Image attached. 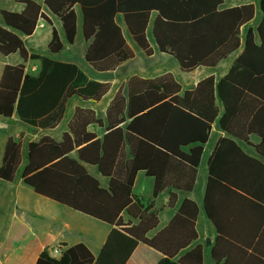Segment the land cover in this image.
I'll use <instances>...</instances> for the list:
<instances>
[{
	"label": "trees",
	"instance_id": "obj_1",
	"mask_svg": "<svg viewBox=\"0 0 264 264\" xmlns=\"http://www.w3.org/2000/svg\"><path fill=\"white\" fill-rule=\"evenodd\" d=\"M16 1L25 5L22 12L0 13V54H19L22 62L2 71L0 117L17 115L31 127L46 120L52 124V115L70 94L98 101L110 89L109 83L89 80L77 64L53 57L65 43L75 44L80 19L88 43L85 60L99 73L135 57L123 26L148 57L154 54L153 43L186 73L215 68L237 54L221 79L211 75L185 91L170 74L132 78L128 95L117 94L108 109L101 136L88 129L103 127V120L92 110L77 108L61 141L45 135L29 144L24 184L113 227L97 257L79 244L57 257L46 249L36 264H127L140 243L163 255L158 264H203V246L189 249L198 240L197 203L185 199L171 224L149 238L159 224L155 201L137 196L134 185L145 172L155 179L154 198L167 188L192 192L215 123L226 135L209 162L204 202L218 230L212 257L217 264H264V0H258L261 20L256 28L250 26L256 14L250 0H232L240 2L233 6L225 0ZM49 15L61 24V32L53 27L52 56L30 55L23 37L32 36L41 20L53 26ZM30 58L41 62L35 75L26 72ZM252 136L259 138L253 147L260 157L241 146ZM21 162V138L10 137L0 179L13 182ZM88 166L108 178V185ZM176 202L174 194L170 205ZM124 212L138 222L125 223Z\"/></svg>",
	"mask_w": 264,
	"mask_h": 264
},
{
	"label": "crops",
	"instance_id": "obj_2",
	"mask_svg": "<svg viewBox=\"0 0 264 264\" xmlns=\"http://www.w3.org/2000/svg\"><path fill=\"white\" fill-rule=\"evenodd\" d=\"M233 4L234 3H232V6ZM24 8L25 5L19 1L0 0V13L4 10L11 12H22ZM49 17L53 21V26L41 20L32 36L23 37L26 47L27 41L31 40L32 42L33 47L31 49L27 47L30 55H48L42 54L40 51H42L41 49H43V51H49L48 47L52 39L53 27L61 32V24L59 20L50 15ZM79 22L81 27V19ZM0 25H4L1 15ZM84 42L85 59L88 43L86 40ZM68 45L72 47L74 44ZM129 45L134 50L132 44L129 43ZM153 48L154 54L150 57L155 55L156 50L155 47ZM17 55L18 54L4 56L0 54V78L5 65H17L22 62L21 57L20 61H13V57L16 58L15 56ZM145 56L147 55L145 54ZM135 57L119 66L116 70L105 73H99L95 71L85 60L89 72L93 75H96L97 78H92V76L77 63L75 58L67 60L60 59L61 61L77 64L89 80L109 83L110 89L107 94L98 101L84 100L72 94H70L72 97L68 95L63 101L62 106L56 110L54 115H52L51 118H54V122L52 124H50V122L48 123L46 120L38 127H31L24 124L17 115H14L11 119L0 117V134H3L2 139H0V150H2L0 153V167L2 164L7 140L10 137L21 138L22 143V162L19 167V169L22 168V170L19 172V174H17V171L13 182H4L0 179V185L4 183L10 185L11 192L9 195L13 201V207L8 209H0V264H36L40 254L46 249L49 250L52 256L57 257L60 256L62 251L65 249L79 244L86 245L92 254L97 257L106 243L109 234L113 230L111 225L86 216L48 198L42 197L36 194L33 189L24 184L22 172L27 164L28 146L31 142L39 141L45 135H49L55 140L61 141L63 134L69 131V124L72 121L77 108L92 110L95 112L98 118L103 120V127H99L98 125L94 124L88 129L91 132H95L99 136L103 135L107 126L106 118L108 109L111 107L112 102L114 101L117 94H121L125 97L128 95L129 82L134 77L141 79H153L170 74L182 86V91H185L188 89H193L201 80L207 78L208 76L214 75L216 79H221L231 67L230 66L229 69L222 75H219L218 72L223 61L220 62L215 68L200 67L190 73L182 72L180 70L182 73L187 74L180 76V78L175 76L177 75V72L173 70L171 66H166L168 65V62H163L160 64L156 63L146 68L142 67L139 70L128 72V70L125 68H127L128 64L131 63ZM40 66V60L30 58L26 62V72L31 75H35L38 73ZM204 69H210L213 71H205L201 73ZM68 97L75 100V103H72L71 105L68 104L71 115H66L68 111L66 106ZM225 135L226 133L220 129L218 123H215L210 134V139L205 145L196 186L192 192L185 193L172 188H167L156 198H154L155 179L147 176L145 172H140L137 175L134 185V193L137 196L155 201L154 211L157 213L159 224L156 229L148 233L149 238H154L159 232L171 224L185 199L188 198L197 203L199 207V215L196 222L198 240L189 249L195 247L196 245L203 246V264H205L207 257L212 260V264H217L212 257V248L216 243L218 230L216 225L208 217L204 202L209 179V162L214 155L219 141ZM258 143L259 138L252 136L249 144H241V146L251 156L260 157L258 154H256L253 147ZM189 149L190 147L186 148L185 150L189 151ZM90 167L93 166H88L90 173L99 179L103 186H107L109 179L102 176L96 167L95 168L99 174L92 172ZM99 175L106 180L102 181ZM23 190H29L27 191V197H25ZM174 194L177 197V202L175 206H171L170 198ZM123 219L125 223H129L130 221L133 223L138 222L127 212L123 213ZM208 222L211 225H207ZM201 224L206 226V228L204 227L203 232L200 231ZM55 251L58 253H55ZM186 251L181 252L180 255H183ZM162 258L163 255L160 252L144 243H140L128 260L127 264H158Z\"/></svg>",
	"mask_w": 264,
	"mask_h": 264
},
{
	"label": "rangeland",
	"instance_id": "obj_3",
	"mask_svg": "<svg viewBox=\"0 0 264 264\" xmlns=\"http://www.w3.org/2000/svg\"><path fill=\"white\" fill-rule=\"evenodd\" d=\"M250 1H253L255 3V5H256L255 18H254V21L251 23L250 26L256 28L258 23L261 20L260 6H259V3H258V0H250ZM232 3H234L233 5H237L240 2L232 1V0H225V5L226 6H232ZM123 28H124V32H125L126 38L129 41V43L132 44V46L134 48V51H135V54H136L135 59L131 63L128 64L127 68H125V69L128 70V72L129 71L139 70L142 67L146 68V67L154 65L156 63L160 64V63H163V62H168V65H166V66L167 67L171 66V68L177 72V75H175L177 78H180V76H183V75H187V74H184V73H182L180 71L177 62L172 57L164 55V54H161L157 50V47L155 46V44H153V43H152V45H153V47H155V50H156L155 55L153 57L145 56V54L134 44V42L131 39V37L129 36L126 28L124 26H123ZM246 29L247 28H244L242 30V37H244ZM149 35H150V38H151V30H149ZM84 41L85 40L83 39L82 32H81V27H80L79 31H78V36H77L75 44L71 47L67 43H65V48H64L63 52L58 54V55H53V57L58 59V60H60V59L61 60H67V59L75 58L77 63L79 65H81L82 68L85 71H87L92 76V78H95V77L97 78L96 75H93L92 73L89 72V69L86 66V62H85V59H84V51H85V44H84L85 42ZM27 47L30 48V49L33 47L31 40L27 41ZM41 50L42 51H40V52L42 54L51 55L49 51H47V50L43 51V49H41ZM236 56H237V54L232 55L228 59L224 60L221 63V68H220V70L218 72L219 75L224 74L229 69V67L232 65L234 59L236 58ZM15 57L16 58L13 57V61L14 60H17V61L21 60L19 54L17 56H15ZM205 71L207 72V71H213V70L204 69V70H202L201 73H203ZM70 97H72V96H70ZM70 97L67 98V102H66V106H67V110H68L66 115H71L70 107H69L68 104L71 105L72 103H75V100L73 98H70ZM2 136H3V134L1 133L0 134V139H2ZM1 152H2V150H0V153ZM90 168H91L92 172L98 173V171H97V169L95 167H90ZM21 170H22V168H20L18 170L17 174H19V172ZM101 180L104 181L106 179L101 177ZM26 189H28V188H26ZM27 191H29V190H23V193H24L25 197H27ZM10 192H11V189H10V185L9 184L4 183V184L0 185V198H1L0 199V209H8V208L13 207V201L10 198L11 196L9 195ZM32 205H34V204H32ZM207 225H211V224L208 222ZM204 227L206 228V226H203L202 224L200 225V231L201 232H203ZM205 264H212V260L209 257H207Z\"/></svg>",
	"mask_w": 264,
	"mask_h": 264
},
{
	"label": "built area",
	"instance_id": "obj_4",
	"mask_svg": "<svg viewBox=\"0 0 264 264\" xmlns=\"http://www.w3.org/2000/svg\"><path fill=\"white\" fill-rule=\"evenodd\" d=\"M55 253H58L57 251H55Z\"/></svg>",
	"mask_w": 264,
	"mask_h": 264
},
{
	"label": "water",
	"instance_id": "obj_5",
	"mask_svg": "<svg viewBox=\"0 0 264 264\" xmlns=\"http://www.w3.org/2000/svg\"><path fill=\"white\" fill-rule=\"evenodd\" d=\"M25 37V36H24Z\"/></svg>",
	"mask_w": 264,
	"mask_h": 264
}]
</instances>
